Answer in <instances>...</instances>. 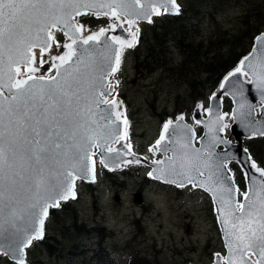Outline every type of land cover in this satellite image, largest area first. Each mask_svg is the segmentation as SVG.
<instances>
[{
	"label": "snow or ice",
	"instance_id": "snow-or-ice-1",
	"mask_svg": "<svg viewBox=\"0 0 264 264\" xmlns=\"http://www.w3.org/2000/svg\"><path fill=\"white\" fill-rule=\"evenodd\" d=\"M180 13L177 0H0V251L15 264H27L25 249L45 238L49 208L76 199L78 179L95 181L94 149L99 148L107 168L104 153L116 152L111 142L127 135V117L115 99H107L114 90L108 77L119 71L124 49L138 43L139 29L130 33L131 39L107 36L105 28L85 37L86 26L78 17L119 21L123 15L132 28L137 19L152 23L153 16ZM228 84L239 108H247L240 115L250 136H264V116L258 121L257 105L245 97V86L254 84L264 100V33L254 37V50L224 77L221 88ZM209 99L218 97L213 94ZM206 111L212 117V109ZM226 115L218 112L208 121L211 144L204 150L192 147L191 127L165 122L149 151H158L167 141L171 149L165 151L177 155L168 157L167 164L154 160L157 168L149 176L180 188H203L214 197L222 193L217 209L229 250L223 264H252V254L258 257L255 264H264V168L249 156L259 178L244 172L247 183L242 191L234 176L227 174L231 172L226 167L228 152L213 159V147L231 145L216 134L227 128ZM184 119L183 114L178 117ZM125 147L124 155L135 157L131 145ZM134 162L141 161L135 158ZM238 193L242 200L237 199ZM215 257L221 260L219 253Z\"/></svg>",
	"mask_w": 264,
	"mask_h": 264
},
{
	"label": "rangeland",
	"instance_id": "rangeland-1",
	"mask_svg": "<svg viewBox=\"0 0 264 264\" xmlns=\"http://www.w3.org/2000/svg\"><path fill=\"white\" fill-rule=\"evenodd\" d=\"M243 9L237 6L234 0L227 1L225 6L219 9L208 8L204 2L197 4L196 10L200 13V18H195L192 22L189 16L185 41L194 45L203 42L204 45L205 41L208 44L209 38L219 33L236 31L244 14ZM161 16H154L152 20ZM104 18L105 21L98 27L90 30L85 27V35L95 32L96 29H111L110 25L116 23V28L126 33H109L110 36L131 39L130 33L136 31V28L139 29L138 37L140 30L145 29L142 45L147 43L148 33H151L148 22L137 21L129 28L124 16L119 21L110 17ZM186 42H181L178 37L171 38L167 48L168 61L170 55L174 62L178 57L181 59ZM134 47L124 49L119 71L109 76V82L114 86L109 97L110 100H118L119 111L128 120L127 136L123 143L131 145V152L138 155L141 162L120 163L117 169L111 170L104 167L95 152V181L89 183L78 179V198L62 202L60 207L56 208V211L61 213L62 206L68 203L74 205L78 212V221L74 224L72 218L65 214H61L64 221L57 222L53 217L49 225L50 233L48 228L45 231L46 235L55 237L54 243L59 254H53L47 251L45 246L38 244L31 252V264H68L66 260L70 257L74 245H77L76 251L97 246L100 234L91 229L100 226L106 229L105 245L114 255L115 264H125L130 253L135 251L147 256L152 261L150 264H210L215 253L225 254L210 196L190 185L180 188L149 176V163L163 157L158 151H149L162 134L163 124L183 114L185 120L195 129L197 143V137L201 135L203 127L195 121L208 113L206 109L209 98L215 90H209V83L204 86L199 83L196 85L200 87L197 93L190 96L187 87L176 82V66L173 63L165 68H155L152 72L143 70L141 74H137ZM22 70L24 71L23 68ZM171 73H174L173 77L169 78ZM206 78V81L211 82L212 78ZM201 103L205 106L204 109L199 108ZM231 106V100L224 96L223 114H228L224 118L227 125L223 131L225 137L230 135ZM248 141H252L262 161L260 163L264 164V154L260 155L264 152V136L244 139L245 144ZM253 161L258 167L264 168V165H260L255 159ZM229 165L238 183L236 172L239 168L234 162ZM241 180L243 181L242 175ZM137 192H140L143 198V202L139 204L134 202ZM241 196L242 194L238 193V199L241 200ZM81 224L86 225L85 229L89 231L80 233L76 225ZM75 261H78V258H75ZM8 263L0 259V264Z\"/></svg>",
	"mask_w": 264,
	"mask_h": 264
},
{
	"label": "trees",
	"instance_id": "trees-1",
	"mask_svg": "<svg viewBox=\"0 0 264 264\" xmlns=\"http://www.w3.org/2000/svg\"><path fill=\"white\" fill-rule=\"evenodd\" d=\"M227 1L233 0H179L181 6V13L179 15H162L152 23H149L148 27L151 33H148L145 45H142V40H144L146 34L144 33L145 29L140 30L139 43L134 47V54L137 60V74H141L143 70L152 72L155 68H165L170 63H173L176 66L174 69L176 82L185 85L190 96L197 93L200 87L198 88L196 85L199 83H201V86L208 85L209 83V90L211 91L216 89L222 78L249 52L254 37L261 33L264 27V0H260L259 3L255 0H234L237 6L244 8V14L240 18V26L236 31L219 33L210 37L209 43L207 44V41H205L204 45L203 42H198L194 45L185 41L189 16H191L192 22L196 20L195 18H200V13L196 10L197 4L204 2L208 8L219 9L224 7ZM78 20L83 22L87 29H90L101 25L105 21V18L103 16L96 17L89 15L78 17ZM228 33L237 34L232 35ZM57 35L60 39L64 40L59 33ZM176 37L181 42L182 40L186 42L184 44L183 55L181 59L180 57L175 59V62L170 55V61H168L167 55L169 51L167 48L169 47L171 38ZM180 44L182 45L183 43ZM174 73H171L169 78H172ZM206 77L212 78L211 82L206 81ZM201 81H204V83ZM252 141L255 140L252 139ZM252 141H248L245 146L248 148L252 158L260 165H264L260 163L262 161L259 155H257ZM262 154H264L263 151L260 155ZM236 176L238 177V184L243 187L239 170L236 172ZM61 210L60 213L56 209H51L46 222V228H48L49 233V225L52 223L53 217L58 222L63 220L61 214H65L72 218L74 224L78 221V212L74 205L68 203L62 206ZM76 226L80 233L89 231V229H85L86 225L84 224ZM91 230L100 234L97 246L89 250L82 249L76 251L77 245H74L70 252V257L66 262L68 264H115L113 254L109 251V247L105 245V239L107 238L105 227H94ZM54 241L55 237L50 234H47L43 240L35 241L29 249L27 264H31V252L38 244H42L47 251L53 254H59ZM75 258H78V261H75ZM0 259L5 260L7 263L9 262L8 264H15L1 254ZM151 262L147 256L135 251L130 253L125 264H150Z\"/></svg>",
	"mask_w": 264,
	"mask_h": 264
},
{
	"label": "water",
	"instance_id": "water-1",
	"mask_svg": "<svg viewBox=\"0 0 264 264\" xmlns=\"http://www.w3.org/2000/svg\"><path fill=\"white\" fill-rule=\"evenodd\" d=\"M124 17H126V16H124ZM126 19H128V17H126ZM137 20L140 21V22H147L146 20H141V19H137ZM109 33H110V31L108 30L107 36H109ZM120 33H125V32L123 30H120ZM262 33H264V32H261L260 34H262ZM105 39H106V37H101V41H103ZM90 45L93 46V47H97V48L101 47V45L96 44L95 42H90ZM85 47H89V46H85ZM253 50H254V45L252 46L251 51L246 56H248ZM237 66H239V63H238ZM232 71H234V70H232ZM244 79H247V78H244ZM222 82H223V80H222ZM230 87H231L230 84L225 85L224 88H221V85H220L219 91H218L219 93L215 94L216 97H218V99H216V100H211L210 99L209 108L212 109V117H209V114H207L206 118L200 119V120L204 121V123L201 124L202 127H203V129H204V131H203L202 136L198 139L199 144H200V147L199 148H196V146L194 145V138L192 140V147L194 149L204 150L206 148V146H208V145L211 144V135L212 134L209 133L207 124H208V121L210 119H213L214 120L215 115L218 112L222 114V104H221L222 96L221 95L223 93H227V94H224V95L227 96V97H229L230 99H232L231 101H232V103L234 105L233 108H232V116H233V122L234 123L230 126V130H231V133L233 134V136L235 138V141L237 143L232 142L230 138L225 139L223 137V135H222L221 132H217L216 134L219 135L220 137H222L223 139L231 141V145L218 144V145H222L221 147H224V149L218 148V145H216L215 147H213L211 149L212 152L215 154L213 156V159H216L217 156H221L222 157L224 155V152L227 151L228 152V161H234V162H236L239 165V167L241 168V171L243 173L244 172H248V173L256 176L257 178H259V173H257L255 171V169H252L250 167V161H249L250 154H249L248 150L242 145V138L243 137H251L250 134H249V132H248V130L244 127V117L242 115H240V113H243V112L247 111V108L246 107L245 108H239L238 103H237V99L234 98L233 95L231 94ZM245 88H246L245 97L247 99V102H250L252 104H256L257 107H259V109H260V113L258 114V118H256L258 121H260L261 120V117L264 116V100L260 99L259 92L256 89V86L254 84H252V85H246ZM102 107H105L106 108L107 105H104ZM257 107H256V109H257ZM256 109H255V114H256ZM179 123L186 124V125H188L189 127L192 128V126L189 125L188 123H186L185 121H182L181 122L179 120L173 122V127H175ZM262 123H264V121H262ZM122 130H123V125H121V131ZM169 131L171 132L172 131V128H170ZM254 136H261V135L256 134ZM121 142L122 141L120 140L119 141V144ZM166 148L171 149V144H169L167 141L162 142L161 145L159 146V150L165 156L163 160H165V162L167 164V158L168 157L166 156V153L167 152H170V157H175V155H177V154H174L173 151H171V150H169V151L166 152L165 151ZM245 149L247 151H245ZM117 152L120 153V156L119 157H117ZM126 152H128V149L127 148H125V147H118V149H117L116 152H112V153L105 152L104 155H103V159L108 163V165L111 168H114V167H117L118 166L119 162H122V161L128 160V159H130L131 161H134L135 158H138V155H136V154H135V157L133 155H124V153H126ZM97 153L101 157V152H100L99 148H97ZM149 165L151 166L150 172H153L157 168V165H155L153 162H150ZM227 174L230 175V176H232L231 172L230 173H227ZM95 178H96V170H95ZM84 180H86L88 182H91L92 181L90 179H84ZM244 180H245V185H246V183H247V177L246 176L244 177ZM161 181H163V180H161ZM201 189H203V188H201ZM206 192L209 193L212 196V202H213L214 210H215V213H216V216H217V224H218V227L220 229L221 238H222V241H223L224 248L226 249V254H224V256L219 253L220 254V257H221V260L219 262H217V259H216L215 255H214V257H213V263H211V264H223L222 259L224 258V260H226L229 257V250L227 248V240L225 238L224 226L221 224V222L219 220L220 212L217 209V198L220 195H222V193H219L218 192L217 193V197H214L212 195V193H210L208 191H206ZM76 194H77V192H76ZM69 200H67V201H69ZM141 200H142V195H141L140 192H137L135 194V196H134V201L137 204H139L141 202ZM61 202H63V201H61ZM50 209L51 208H49V210ZM27 249H25L26 259H27ZM238 255L239 254L237 253V256ZM252 255L257 260V258H258L257 255L256 254H252ZM7 257L9 258V256H7ZM252 264H255V263L252 261Z\"/></svg>",
	"mask_w": 264,
	"mask_h": 264
},
{
	"label": "bare ground",
	"instance_id": "bare-ground-1",
	"mask_svg": "<svg viewBox=\"0 0 264 264\" xmlns=\"http://www.w3.org/2000/svg\"><path fill=\"white\" fill-rule=\"evenodd\" d=\"M120 18H123V16L121 15ZM136 22H137V21H136ZM98 31H99V29H96L95 32H98ZM84 36L86 37L85 33H84ZM22 72H23V70H22ZM107 99L110 100L109 97H107ZM116 101H117V100H116ZM117 103H118V101H117ZM226 117H227V115H226ZM126 136H127V135H126ZM115 143H116V142H113L112 144H110V146L113 148V147L115 146ZM126 144H128L127 141H126ZM94 159H95V155H94ZM95 161H96V159H95ZM95 168H97V162L95 163ZM76 183H77V181H76Z\"/></svg>",
	"mask_w": 264,
	"mask_h": 264
}]
</instances>
